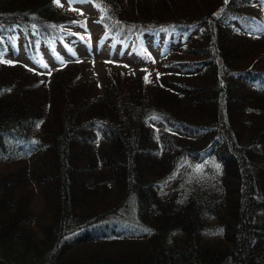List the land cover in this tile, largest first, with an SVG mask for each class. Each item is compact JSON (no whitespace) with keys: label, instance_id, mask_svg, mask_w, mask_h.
Here are the masks:
<instances>
[{"label":"trees","instance_id":"trees-1","mask_svg":"<svg viewBox=\"0 0 264 264\" xmlns=\"http://www.w3.org/2000/svg\"><path fill=\"white\" fill-rule=\"evenodd\" d=\"M85 1L160 71L48 82L7 54L89 43L87 15L0 0V264H264V0Z\"/></svg>","mask_w":264,"mask_h":264},{"label":"rangeland","instance_id":"rangeland-1","mask_svg":"<svg viewBox=\"0 0 264 264\" xmlns=\"http://www.w3.org/2000/svg\"><path fill=\"white\" fill-rule=\"evenodd\" d=\"M59 3L67 8L79 10L87 15L86 19L88 20L89 25L92 26V28L88 30L89 43H81L73 46L72 52H65L63 48H59L61 53H59L57 57L53 56L52 52L42 46L44 54L41 60H43V62L41 61L42 65L38 66L36 61H34L31 55L26 51L25 43L19 38V52L17 55H12L11 53L7 54L6 60L9 63H20L35 72L42 73L47 77L49 82L58 69H73L76 65L75 63L79 62L82 75L87 77L92 84V87L100 93L104 92L107 75L110 72L117 73L115 71L125 70L137 74L143 69L146 71H152L156 75L159 73L160 70L157 66V61H155L156 59L152 63L146 62L133 53L132 48L130 49L129 47H126L124 50L116 48L115 51L112 52V48L107 40L98 38L100 28L98 27V24L95 23L94 18L100 11L95 5L83 0H59ZM69 47L71 46L69 45ZM44 65H47V67ZM34 198L35 205L41 206L43 201L37 191L34 192ZM205 238L212 239L214 237L205 236Z\"/></svg>","mask_w":264,"mask_h":264},{"label":"snow or ice","instance_id":"snow-or-ice-1","mask_svg":"<svg viewBox=\"0 0 264 264\" xmlns=\"http://www.w3.org/2000/svg\"><path fill=\"white\" fill-rule=\"evenodd\" d=\"M55 2L59 4V0H55ZM226 2H227V0H226ZM44 66L47 67V65H44ZM145 80H146V82H147V77H145ZM216 167L219 168L218 165H217Z\"/></svg>","mask_w":264,"mask_h":264},{"label":"bare ground","instance_id":"bare-ground-1","mask_svg":"<svg viewBox=\"0 0 264 264\" xmlns=\"http://www.w3.org/2000/svg\"><path fill=\"white\" fill-rule=\"evenodd\" d=\"M61 4V3H60Z\"/></svg>","mask_w":264,"mask_h":264}]
</instances>
